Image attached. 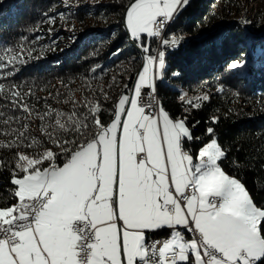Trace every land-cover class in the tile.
<instances>
[{
  "label": "trees",
  "instance_id": "trees-1",
  "mask_svg": "<svg viewBox=\"0 0 264 264\" xmlns=\"http://www.w3.org/2000/svg\"><path fill=\"white\" fill-rule=\"evenodd\" d=\"M130 1L0 0V209L18 204L16 178L64 166L121 119L143 66ZM167 22L160 42L133 38L150 56L165 48L160 108L190 127L180 146L194 161L216 139L222 170L264 210V0H187Z\"/></svg>",
  "mask_w": 264,
  "mask_h": 264
},
{
  "label": "crops",
  "instance_id": "crops-1",
  "mask_svg": "<svg viewBox=\"0 0 264 264\" xmlns=\"http://www.w3.org/2000/svg\"><path fill=\"white\" fill-rule=\"evenodd\" d=\"M165 23L167 27L168 23ZM163 53L162 59L165 55ZM146 62L155 63L145 58L143 69ZM159 64L160 76L156 68ZM154 66V77L161 79L164 61L155 63ZM150 70L151 68L149 73ZM147 78L148 74L142 79L139 89L150 87L146 82ZM134 91L133 89L131 99L120 100L118 104V116L124 118L125 123L129 118L134 121L136 112L142 110L139 90L136 102ZM116 123L119 124L118 118L111 126ZM125 127L123 123L118 153L115 138H107L102 142L99 139L94 147H90L91 152L82 155L80 159L70 160L57 169L32 171L19 178L16 182L19 202L8 210H0L1 220L10 222L22 215L21 203L26 198L42 196L47 190L52 191V196L43 204L34 226L18 232V245L9 247L5 241L1 243L0 264H80L76 259L79 236L72 228L74 221L79 219L89 220L96 231V241L91 245L88 264H137L146 256L147 235L165 229L169 230L170 241L162 251H176L177 261L144 264H181L190 260L194 264H204L203 258L195 257L191 246L187 251H180L181 246L186 247L191 242L187 240L184 231H189L190 223L204 235L206 243L230 259L224 261L213 258L210 261L212 264L247 263L236 258L237 254L231 250L222 231L216 233L207 229V220L215 218V205L211 198L214 195L220 196L221 211L216 207L215 211L222 215L234 200L233 192L225 186V183L233 179L218 172L212 181L213 186L208 188L202 186L200 178L196 195L182 204L178 197L193 183L190 180L191 168L184 176H171L170 170L165 166V157L156 134L150 137L148 143L144 138L137 140L132 135L136 128L131 124L126 131L129 137L124 139ZM149 146L153 152L149 150ZM138 155L143 156L140 162ZM197 160L198 158L195 161ZM158 169L167 173V176L156 171ZM157 174L161 177L156 183L154 179H158ZM199 174L200 172L197 175ZM245 203L247 205L246 201ZM170 204L174 205L172 210L168 207ZM261 253L250 256L247 252L255 260L263 255V250Z\"/></svg>",
  "mask_w": 264,
  "mask_h": 264
},
{
  "label": "rangeland",
  "instance_id": "rangeland-1",
  "mask_svg": "<svg viewBox=\"0 0 264 264\" xmlns=\"http://www.w3.org/2000/svg\"><path fill=\"white\" fill-rule=\"evenodd\" d=\"M84 1L86 4L91 5H95L98 2L105 3V0ZM186 1L187 0H135L127 9L125 17L126 28L130 36L132 38H140L142 35H146L148 39H150L151 36L155 35L157 32L158 22L164 23L169 21L179 6H181V4ZM89 25L91 26L92 22H90ZM158 42L160 41L158 40ZM162 58H160V61L164 60ZM154 65V62H146L145 68L140 71V79L137 80L136 87L134 86V102H136L138 90H140L139 86L145 75L148 74L146 81L148 85L152 88V90L156 89V80H154ZM160 66L161 64H159V67H157L159 76ZM150 68L151 70L149 73ZM124 113H126V111H124ZM159 113L161 114V117H151L145 115L142 110H138L136 112L135 118L132 117L134 121H131L129 118L126 120V123L124 122L125 119L121 117L119 124H113V126H110L107 130L101 132L95 141L76 152L72 156L71 160L74 161L78 158L80 159L82 155L90 153V147H94V145L98 143L99 139L102 142L107 138H115L116 153H118V140L121 138L123 123L126 126L123 132L124 139L129 137L128 132H126L127 127L131 124H134V128L136 129L133 130L132 135L133 137H136L137 140L144 138L148 143L150 141V137L156 134L155 136L158 138L162 148V154L165 157V166L170 170L169 172L171 176H174V174L184 176V173H188V169L191 168L190 180L193 181L192 184L196 187V190L199 189L200 178L202 179V186L209 188L213 186L212 181L217 177L218 172L223 173L226 177H231L233 180L225 183V186L233 192L234 200L230 203L222 215L215 211V207L213 208V216L215 218L207 220V229L216 233L222 231L228 241V244L232 248L231 250L233 253L237 254L236 258H238V260H242V263L247 262L246 264H249L251 257H249L248 254L252 256L258 252L261 253L262 250L264 252V242L261 238L259 229V223L262 218H264V210L258 208L254 204L249 192L240 180L228 175L222 170L218 164V159L222 156V149L216 139H213L207 143L199 152L197 157L198 160L194 161L193 157L184 152L180 146L182 138L191 136V129L186 124L185 120L182 118H172L163 108H160ZM133 139L136 140L135 138ZM149 150L152 151L150 146ZM201 167L203 169H201ZM156 171L163 172L161 169ZM199 172L200 174L197 175ZM157 175L158 179H154L156 183L160 181L159 179L161 177L160 174ZM164 176H167V173H164ZM16 181H19V178H16L15 182ZM245 201L247 202V205ZM186 204H188V202ZM170 206L174 205H168V207ZM190 240V244L186 247L181 246L180 251H187L191 246L194 250L195 257L197 259H199L198 257L202 259L203 253L200 251L201 249L199 244L195 240ZM259 240L261 244L260 242L258 243ZM243 252H245L247 256H244ZM223 259L224 261L230 260L224 255ZM210 264H212V262H210Z\"/></svg>",
  "mask_w": 264,
  "mask_h": 264
},
{
  "label": "built area",
  "instance_id": "built-area-1",
  "mask_svg": "<svg viewBox=\"0 0 264 264\" xmlns=\"http://www.w3.org/2000/svg\"><path fill=\"white\" fill-rule=\"evenodd\" d=\"M164 23L158 22L156 37L159 41L163 38L164 35H160V28ZM178 42H173L167 46V48L174 47ZM163 49L160 46L157 48V51L153 56H148L149 59L155 61V63L160 61V56L163 53ZM156 77H154V80ZM139 104L142 108L145 115L154 117H159L160 110L155 105L154 98L152 95L151 87H141L139 90ZM143 156L138 155V162L142 160ZM59 165L56 164V169ZM173 192V189L171 188ZM196 195V187L191 183L189 184L184 193L178 197L179 201L184 204L190 197ZM52 196V191L47 190L44 195L39 197H30L23 200L21 203V212L22 215L17 216V223L14 225H6V220H0V245L3 241L7 243L9 247H14L20 243L18 232L20 230L32 228L34 226L35 220L38 216L39 211L41 210L43 204L50 199ZM212 203L215 207L220 210L221 208V198L219 195H214L211 198ZM169 209H173V206H170ZM191 228V237H198L199 247L203 249L205 255V264H209L213 258L223 259V255L217 249H215L210 244L206 243L204 240V235L197 229H195L190 223L188 225ZM72 228L77 232L79 236L78 240V250L76 253V259L80 264H88L89 258L92 250V243L96 241V231L93 224L87 219H79L74 221ZM190 240V239H188ZM170 241L168 235L162 236H150L146 240V256L144 259L139 260L137 264H143V262H166L174 263L177 261V252L169 251L164 253L162 251L163 247ZM243 255L246 256V253L243 252ZM255 259H250L249 264H254Z\"/></svg>",
  "mask_w": 264,
  "mask_h": 264
},
{
  "label": "bare ground",
  "instance_id": "bare-ground-1",
  "mask_svg": "<svg viewBox=\"0 0 264 264\" xmlns=\"http://www.w3.org/2000/svg\"><path fill=\"white\" fill-rule=\"evenodd\" d=\"M166 23L164 22V24L162 25V27L160 28V35H164V33H165V30H166ZM178 44H179V42L174 46V47H172V48H170V49H174V48H176L177 46H178ZM164 54V53H163ZM147 57H148V55H147ZM146 57V58H147ZM152 66H153V64H152ZM157 66V65H156ZM157 68V67H156ZM142 70H143V67H142ZM158 77V76H157ZM157 79V78H156ZM155 85H156V82H155ZM136 87V86H135ZM152 95H153V98H154V102H155V105L158 107V109L160 110V101H159V97H158V95H157V90L155 89V90H152ZM51 169H56V165H53V166H51L50 167ZM239 180V179H238ZM17 223V217H15V218H13L10 222H6V225H14V224H16ZM189 229V237H190V239H192V240H195L198 244H199V240H198V237H191V228H188ZM201 250L200 251H202V253H203V258H204V260H205V255H204V252H203V249L202 248H200ZM144 263H146V262H143V264Z\"/></svg>",
  "mask_w": 264,
  "mask_h": 264
},
{
  "label": "water",
  "instance_id": "water-1",
  "mask_svg": "<svg viewBox=\"0 0 264 264\" xmlns=\"http://www.w3.org/2000/svg\"><path fill=\"white\" fill-rule=\"evenodd\" d=\"M135 0H131L128 4H127V6H126V8L124 9V11H123V22H124V28H125V30H126V32H127V35H128V40L130 41V43L140 52V54H141V56L143 57V62H142V64L144 63V61H145V56H146V54H145V51L139 46V44H137V42L130 36V34H129V32H128V30H127V28H126V24H125V17H126V13H127V9L129 8V6L134 2ZM140 70H141V68L138 70V74L140 73ZM131 97H132V94L130 95V99H131Z\"/></svg>",
  "mask_w": 264,
  "mask_h": 264
}]
</instances>
